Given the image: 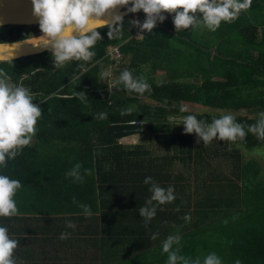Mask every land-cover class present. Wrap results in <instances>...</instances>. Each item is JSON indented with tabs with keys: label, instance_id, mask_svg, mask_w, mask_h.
<instances>
[{
	"label": "trees",
	"instance_id": "trees-1",
	"mask_svg": "<svg viewBox=\"0 0 264 264\" xmlns=\"http://www.w3.org/2000/svg\"><path fill=\"white\" fill-rule=\"evenodd\" d=\"M144 15L137 10L123 17L120 34L111 38L108 24L97 28L102 39L89 61L56 67L46 51L0 62L11 81L27 87L41 108L30 144L0 172L19 179L15 196H26L33 184L73 182L54 172L71 169L77 161L81 170H91L84 176V204L91 210L84 215V264H165L161 243L176 233L181 236L178 254L189 259L215 252L222 264L236 259L264 264V205L256 202L258 197L246 200L248 167L238 148L264 144L247 132V125L264 111V0H251L215 31L189 27L175 32L172 12L145 32L131 23ZM139 31L143 36H137ZM41 35L38 24L0 26V43ZM125 68L134 76L144 75L151 91L137 94L114 85ZM102 70L110 76L102 79ZM74 90L83 91L87 101L73 96ZM181 103L214 110L193 114L206 123L230 112L245 126V137L226 140L221 149L214 142L200 144L194 133L177 130L170 121L189 114L175 108ZM129 107L132 112L121 114ZM101 111L107 119L94 118ZM218 154L231 159L237 174H226L222 160L212 165ZM248 175L254 180L256 173ZM145 176L161 187L172 185L175 194L170 203L156 204L147 224L138 214L150 196Z\"/></svg>",
	"mask_w": 264,
	"mask_h": 264
},
{
	"label": "clouds",
	"instance_id": "clouds-1",
	"mask_svg": "<svg viewBox=\"0 0 264 264\" xmlns=\"http://www.w3.org/2000/svg\"><path fill=\"white\" fill-rule=\"evenodd\" d=\"M250 4L251 0H31L32 12L38 18V27L42 33L40 39L32 44L39 42L42 48L49 49L53 65L60 67L70 60L89 61L95 56L93 46L102 39L97 28L108 23L100 17L116 5L127 6V11L132 13L141 10L145 14L142 22L132 20L131 23L145 32H150L158 21L164 20L163 12H174L172 24L177 32L189 27L215 31L222 21L232 22ZM197 12L200 13L199 16L195 15ZM121 19L120 15L111 17L107 32L109 38L120 34ZM113 24L116 25L115 28L112 27ZM0 52L8 53L0 54V62L11 61L9 45L0 43ZM109 76L110 72L107 70L100 72L102 79ZM112 83L122 85L125 90L137 94L151 91L145 76H134L128 68L120 71ZM72 95L87 101L83 91L74 90ZM132 111L131 107L125 108L121 110V114ZM107 115L101 111L94 114V118L107 119ZM40 116L41 108L34 102L30 90L23 84L13 83L7 72L0 67V169L4 168L7 160L16 157L24 146L30 144L37 131L36 123ZM180 123L183 124L184 133L194 132L203 144L213 141L214 138L222 141L242 140L246 135L245 126L237 122L230 112L213 117L207 123L196 115L187 114ZM247 132L255 134L258 139H264V111L258 112L255 122L247 125ZM90 171L85 168L82 175L81 164L77 161L65 175L72 177L73 182H82ZM143 183L149 184L150 196L138 209V214L147 224L155 215L156 204L170 203L175 194L172 185L161 187L150 176H145ZM20 187L19 179L0 172V217L17 215L14 196ZM153 201L156 203H152ZM77 206L83 210V215H91L87 204ZM184 218L187 220L188 215L185 214ZM64 223L68 228L74 227L71 220H65ZM68 235L70 233L61 231L59 238L66 239ZM152 236L155 238L156 233ZM180 239V234L176 233L167 235L162 241L161 251L167 253L165 264H222L221 257L215 252H208L202 259H189L178 254ZM17 244V239L10 237L7 227L0 224V264H15L12 253ZM233 264H241V261L236 259Z\"/></svg>",
	"mask_w": 264,
	"mask_h": 264
},
{
	"label": "crops",
	"instance_id": "crops-1",
	"mask_svg": "<svg viewBox=\"0 0 264 264\" xmlns=\"http://www.w3.org/2000/svg\"><path fill=\"white\" fill-rule=\"evenodd\" d=\"M68 170L54 174L70 177L65 175ZM69 182L56 179L47 186L33 184L26 196L22 192L15 196L17 215L0 217V224L18 241L12 253L15 264H84V215L77 206L84 204V179ZM65 220H71L74 227H66ZM61 231L70 235L60 239Z\"/></svg>",
	"mask_w": 264,
	"mask_h": 264
},
{
	"label": "rangeland",
	"instance_id": "rangeland-1",
	"mask_svg": "<svg viewBox=\"0 0 264 264\" xmlns=\"http://www.w3.org/2000/svg\"><path fill=\"white\" fill-rule=\"evenodd\" d=\"M138 34H141V31H139ZM138 34L137 36L140 37V35ZM175 106L174 107L177 108L178 112L181 114H185V113H189V114L211 113L213 114L214 113V110L207 109L201 106H195L190 103H181ZM181 109H184V111H181ZM183 116L184 115H177V116L174 115L170 117V121L175 122L174 126H176L177 130H180V131L181 129H183V124L180 123ZM130 140H133L134 142L136 141L134 137H131ZM198 141L200 144H203L201 140L198 139ZM225 141L226 140L222 141V140H216L214 138L213 141H210V142H214L217 148L221 149ZM238 148L241 149V153L244 156V164H246L248 167V169H245V172L247 174H246L245 180L243 181V183L244 182L246 183V189L244 188V191L246 194V200L256 199L255 197H258L256 199V202L258 204L264 205V192H262V190L259 189L260 182L258 181L260 180L264 183V144H262L261 146L255 149H251V150H247L243 147H238ZM216 160H222L221 163L226 162L223 165V170L226 172V174L230 175L231 177L237 174L238 168L234 169L232 165L233 163L231 164V159L229 157L223 159V156L218 154L217 159L214 158L213 161L211 162L212 165H215V162H217ZM257 172H258V180H257ZM248 173H252V174L256 173V175H254V180L251 176L248 175ZM246 205L250 206V202H247Z\"/></svg>",
	"mask_w": 264,
	"mask_h": 264
},
{
	"label": "water",
	"instance_id": "water-1",
	"mask_svg": "<svg viewBox=\"0 0 264 264\" xmlns=\"http://www.w3.org/2000/svg\"><path fill=\"white\" fill-rule=\"evenodd\" d=\"M132 12L127 11V7L123 5H116L112 9L106 10L100 17L104 19L110 15H120L122 18L128 16ZM111 23V20L107 21ZM108 23H105L107 25ZM38 24V18L32 12L31 0H0V26L4 25H23L30 26ZM32 39V38H31ZM29 40V39H27ZM23 41V40H21ZM16 42L3 43L13 45ZM50 51L49 49L42 48L40 45H35L30 48L24 49L18 53L11 54L10 59L20 57L32 56ZM0 54H8L0 52Z\"/></svg>",
	"mask_w": 264,
	"mask_h": 264
},
{
	"label": "bare ground",
	"instance_id": "bare-ground-1",
	"mask_svg": "<svg viewBox=\"0 0 264 264\" xmlns=\"http://www.w3.org/2000/svg\"><path fill=\"white\" fill-rule=\"evenodd\" d=\"M111 17H112V15L106 16V17H104L103 20H105V21L111 20ZM37 39H40V36L34 37L32 39H29V40L19 41V42L13 44V45H9V51L11 52V54H14V53H18V52H20V51H22L24 49L30 48L32 46L40 45L39 42H37V44L33 45L36 42Z\"/></svg>",
	"mask_w": 264,
	"mask_h": 264
},
{
	"label": "built area",
	"instance_id": "built-area-1",
	"mask_svg": "<svg viewBox=\"0 0 264 264\" xmlns=\"http://www.w3.org/2000/svg\"><path fill=\"white\" fill-rule=\"evenodd\" d=\"M163 15H164V20H166L168 17H170L171 15H172V12L171 13H169V12H163L162 13ZM163 20V21H164ZM138 21H141L142 22V20H138ZM160 22H162V21H158L157 23H160ZM141 30V29H140ZM112 53H114L115 54V56H118L119 55V53H118V50H117V48H113V50H112Z\"/></svg>",
	"mask_w": 264,
	"mask_h": 264
}]
</instances>
